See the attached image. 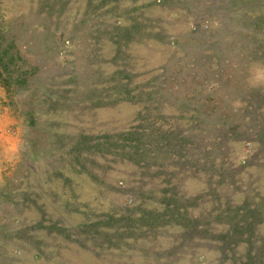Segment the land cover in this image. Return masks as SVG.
Wrapping results in <instances>:
<instances>
[{"label":"rangeland","instance_id":"rangeland-1","mask_svg":"<svg viewBox=\"0 0 264 264\" xmlns=\"http://www.w3.org/2000/svg\"><path fill=\"white\" fill-rule=\"evenodd\" d=\"M4 52L0 264H264V0H0Z\"/></svg>","mask_w":264,"mask_h":264},{"label":"clouds","instance_id":"clouds-1","mask_svg":"<svg viewBox=\"0 0 264 264\" xmlns=\"http://www.w3.org/2000/svg\"><path fill=\"white\" fill-rule=\"evenodd\" d=\"M255 67V66H253ZM248 84L252 88L262 87L264 86V72L253 73L248 80Z\"/></svg>","mask_w":264,"mask_h":264},{"label":"trees","instance_id":"trees-1","mask_svg":"<svg viewBox=\"0 0 264 264\" xmlns=\"http://www.w3.org/2000/svg\"><path fill=\"white\" fill-rule=\"evenodd\" d=\"M5 55H6V52H4L3 54H0V69L4 72H8L7 69H8L9 64L8 63H1V59H3V57ZM9 79H7V80H9Z\"/></svg>","mask_w":264,"mask_h":264}]
</instances>
